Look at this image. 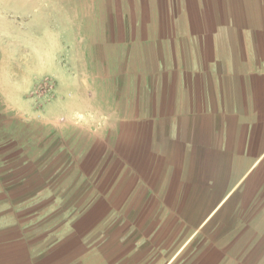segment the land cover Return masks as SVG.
Returning a JSON list of instances; mask_svg holds the SVG:
<instances>
[{"label":"crops","instance_id":"1","mask_svg":"<svg viewBox=\"0 0 264 264\" xmlns=\"http://www.w3.org/2000/svg\"><path fill=\"white\" fill-rule=\"evenodd\" d=\"M54 11L64 59L44 67L60 79L45 120L90 111L114 167L98 218L44 247L0 216V264H264V0H59ZM88 77L115 79L120 97L107 109L97 89L88 98Z\"/></svg>","mask_w":264,"mask_h":264},{"label":"rangeland","instance_id":"2","mask_svg":"<svg viewBox=\"0 0 264 264\" xmlns=\"http://www.w3.org/2000/svg\"><path fill=\"white\" fill-rule=\"evenodd\" d=\"M58 4L0 0V216L3 225L13 220L35 230L41 247L66 224L69 228L76 220L98 218L94 200H104L107 166L114 167L107 126L88 120L90 111L66 121L45 120L44 107L60 79L43 73L64 59L59 53V14L54 11ZM78 81L88 98L97 89L105 108L108 96L120 97L113 90L121 86L115 79Z\"/></svg>","mask_w":264,"mask_h":264}]
</instances>
